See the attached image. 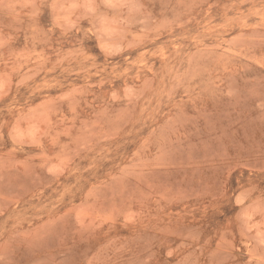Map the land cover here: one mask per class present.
<instances>
[{
  "label": "rangeland",
  "instance_id": "374dc122",
  "mask_svg": "<svg viewBox=\"0 0 264 264\" xmlns=\"http://www.w3.org/2000/svg\"><path fill=\"white\" fill-rule=\"evenodd\" d=\"M137 4L0 9V264H264V0Z\"/></svg>",
  "mask_w": 264,
  "mask_h": 264
},
{
  "label": "clouds",
  "instance_id": "9594fccd",
  "mask_svg": "<svg viewBox=\"0 0 264 264\" xmlns=\"http://www.w3.org/2000/svg\"><path fill=\"white\" fill-rule=\"evenodd\" d=\"M49 2L60 14L56 26L65 31L79 30V22L87 20L90 27L86 34L97 39V46L101 51H105L106 46L112 43L114 38L122 37L124 28L121 25H126L128 17L138 11L137 0H49ZM34 3L35 0H0V9H26L31 8ZM16 15L19 17L21 13L17 12ZM116 47L117 51L121 50L119 41ZM3 87L6 85H0V88ZM30 111L32 110L29 109ZM27 114L23 113L20 116L21 123H24Z\"/></svg>",
  "mask_w": 264,
  "mask_h": 264
}]
</instances>
